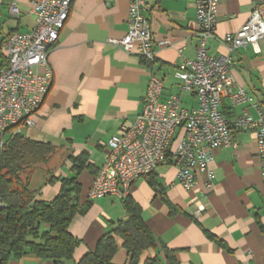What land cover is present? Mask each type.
I'll use <instances>...</instances> for the list:
<instances>
[{"label": "crops", "instance_id": "0c3cea01", "mask_svg": "<svg viewBox=\"0 0 264 264\" xmlns=\"http://www.w3.org/2000/svg\"><path fill=\"white\" fill-rule=\"evenodd\" d=\"M33 1L0 0V61L5 59L3 39L10 33L26 32L33 27ZM195 1L147 0L146 17L153 39L170 42L168 46L155 47L152 62L108 42L122 37L128 29L126 0L71 1L66 23L49 51L46 67L35 68L39 73L45 68L51 70L50 88L33 116L32 125L19 132L28 139L50 143L55 147L53 154L63 157V166L50 176L45 175L42 183H29L36 198L52 199L60 188L56 179L73 175L71 156L84 153L88 167L78 174L79 200L88 199L92 178L107 151L106 142L141 111L149 70L161 77L164 95L179 93L178 65L184 58L195 57L198 31ZM251 1H216L215 36L207 41V48L215 56L229 55L233 89L247 91L264 112V40L257 43L259 52H254L251 46L229 51L220 41L246 21ZM10 3L16 5L17 15L10 13ZM182 102L190 108L195 105V98L184 93ZM242 108L231 107L227 98L220 104L236 147L213 152L209 167L214 179L210 189L202 185V178L194 187L185 189L172 164L158 165L151 173L170 207L149 186V176L138 178L129 189L148 229L175 251L180 264H264L263 183L255 135L252 130H240L233 125ZM248 110L255 115L251 107ZM114 199L120 203L116 204ZM198 208L202 210L196 213ZM124 216L121 200L115 197L91 200L87 212L75 215L68 226L69 233L80 242L66 264H73L92 250L98 237L110 229L111 222ZM208 233L217 241L207 237ZM117 243L113 261L126 264L128 257L120 247L121 242ZM7 264L53 262L28 254L10 259Z\"/></svg>", "mask_w": 264, "mask_h": 264}, {"label": "built area", "instance_id": "2783aa9c", "mask_svg": "<svg viewBox=\"0 0 264 264\" xmlns=\"http://www.w3.org/2000/svg\"><path fill=\"white\" fill-rule=\"evenodd\" d=\"M71 1H33V27L26 32L10 33L1 43L5 59L0 61V171L8 139L32 125L33 116L50 88L51 70L45 68L39 73L35 68L46 67L49 51L66 23ZM113 1L105 0L106 3ZM126 1L128 29L122 37L108 42L152 62L155 47L168 46L170 42L153 39L146 17L147 0ZM216 1H195L198 30L195 57L184 58L178 65L179 93L164 95L161 77L148 71L141 111L130 124L121 125L106 142L103 162L87 192L89 200L105 196L122 200L129 195L135 180L162 164L175 167L177 179L185 189L194 187L200 178L202 185L210 189L214 179L209 167L213 152L223 147H236L228 121L220 112V104L227 98L231 107L243 106L233 121L234 127L254 132L264 203V112L247 91L233 89L229 55L215 56L208 52L207 41L215 36ZM9 9L12 15L18 14L14 3H10ZM260 40H264V0H252L246 21L220 41L229 51L251 46L254 52H259L257 43ZM184 93L194 96V106L183 105ZM249 107L255 115L250 113ZM3 205L0 196V208ZM200 210L202 208L195 212Z\"/></svg>", "mask_w": 264, "mask_h": 264}, {"label": "trees", "instance_id": "16d2710c", "mask_svg": "<svg viewBox=\"0 0 264 264\" xmlns=\"http://www.w3.org/2000/svg\"><path fill=\"white\" fill-rule=\"evenodd\" d=\"M228 126L231 129L229 123ZM54 152L55 147L50 143L21 134L8 139L0 171V196L4 203L0 208V264L28 254L53 264H66L80 242L69 233L68 226L75 215L82 216L91 205L89 199L79 200L78 174L88 167L86 155L71 156L73 175L56 179L60 188L50 200L36 198V191L19 177L20 172L46 162ZM151 173L146 175L149 186L170 207ZM121 204L125 216L111 222L110 229L98 237L94 248L73 264H115L113 256L118 250V241L128 257L126 264H180L175 251L148 229L141 208L133 198L127 195ZM207 237L217 241L209 233ZM145 253L147 255L141 259Z\"/></svg>", "mask_w": 264, "mask_h": 264}, {"label": "rangeland", "instance_id": "374dc122", "mask_svg": "<svg viewBox=\"0 0 264 264\" xmlns=\"http://www.w3.org/2000/svg\"><path fill=\"white\" fill-rule=\"evenodd\" d=\"M63 157H61L59 154L55 153L50 156V158L45 163H39L34 166H31L28 169L23 170L19 173V177L21 178V181L23 183H30L31 185H38L39 183H42L43 177L50 176L51 172H53L55 169L61 168ZM49 170V171H48ZM49 172V173H47ZM31 185H29V188H31ZM33 185V186H34ZM116 204H119L118 200L114 199ZM46 226V225H45ZM123 251V250H122ZM123 253V252H121ZM122 255V254H120ZM147 253L143 254L141 259H143Z\"/></svg>", "mask_w": 264, "mask_h": 264}]
</instances>
